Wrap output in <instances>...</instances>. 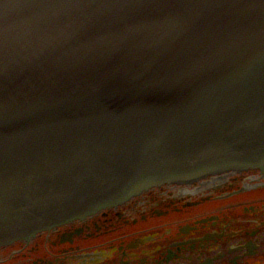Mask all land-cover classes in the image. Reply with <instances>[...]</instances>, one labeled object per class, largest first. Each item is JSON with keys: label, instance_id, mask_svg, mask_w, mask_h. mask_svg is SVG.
Here are the masks:
<instances>
[{"label": "water", "instance_id": "obj_1", "mask_svg": "<svg viewBox=\"0 0 264 264\" xmlns=\"http://www.w3.org/2000/svg\"><path fill=\"white\" fill-rule=\"evenodd\" d=\"M251 168L264 0H0V246Z\"/></svg>", "mask_w": 264, "mask_h": 264}, {"label": "flooded vegetation", "instance_id": "obj_2", "mask_svg": "<svg viewBox=\"0 0 264 264\" xmlns=\"http://www.w3.org/2000/svg\"><path fill=\"white\" fill-rule=\"evenodd\" d=\"M0 264H264V169L150 188L0 246Z\"/></svg>", "mask_w": 264, "mask_h": 264}]
</instances>
